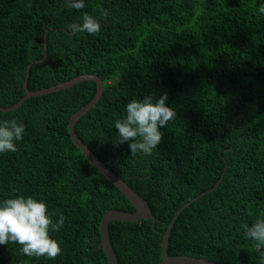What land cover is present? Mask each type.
Listing matches in <instances>:
<instances>
[{"label":"trees","instance_id":"1","mask_svg":"<svg viewBox=\"0 0 264 264\" xmlns=\"http://www.w3.org/2000/svg\"><path fill=\"white\" fill-rule=\"evenodd\" d=\"M84 3L77 10L65 0H0V107L24 95L23 82L35 91L95 74L101 96L74 132L154 217L153 228L151 219L109 223L118 264H158L172 215L215 183L177 215L167 253L264 264V245L241 228L264 219V0ZM84 12L100 21V31L72 35L67 26L82 22ZM165 92L176 118L161 129L157 149L133 155L127 142L117 144L115 121L126 104L147 95L155 102ZM94 93L87 80L0 111V121L25 125L17 151L0 153V203L32 196L54 222L65 217L50 231L62 249L55 259L26 256L9 242L0 245V264H108L100 219L108 210L134 209L68 134L70 116Z\"/></svg>","mask_w":264,"mask_h":264},{"label":"clouds","instance_id":"2","mask_svg":"<svg viewBox=\"0 0 264 264\" xmlns=\"http://www.w3.org/2000/svg\"><path fill=\"white\" fill-rule=\"evenodd\" d=\"M66 4L77 10L85 8L84 0H65ZM264 13V5L259 7ZM103 18L108 12L99 9ZM82 22L70 23L67 27L72 35L78 33L96 34L101 23L87 12L82 13ZM165 92L157 100L151 95L143 99H132L126 104V115L115 121L117 144L128 143L131 154L151 155L163 139V129L170 120L176 118V111L168 106ZM25 125L16 119L0 121V153L16 152L15 141L23 139ZM65 222L63 213L54 222L48 214L46 203L32 196H14L0 203V245L9 242L21 245L20 252L26 256L55 259L61 254L60 244L50 236V231H59ZM244 235L264 245V219L254 223H242Z\"/></svg>","mask_w":264,"mask_h":264},{"label":"water","instance_id":"3","mask_svg":"<svg viewBox=\"0 0 264 264\" xmlns=\"http://www.w3.org/2000/svg\"><path fill=\"white\" fill-rule=\"evenodd\" d=\"M45 54L46 53L44 52L42 59L45 58ZM28 68L29 65L27 66V70ZM87 80H90L95 84V93L85 105H83L70 116L67 124V129L72 143L80 150L82 155L87 159L91 166H93L106 180H108L119 192H121L123 196L130 202L134 209V211L132 212L108 210L102 215L98 225L101 249L105 255L108 264H118L116 255L112 249L109 239V223L111 221L134 222L139 219H151V226L153 228L154 217L149 209V206L147 205V202L141 196H139L125 181L118 177L108 166H106L85 144H83L74 132V125L77 120L85 113H87V111L92 108L99 100L103 90L102 80L95 74L85 73L75 76L69 80L59 82L50 87L35 91H29L27 89L26 82H23L24 95L10 107H0V111L15 109L26 98L37 97L44 94L52 93L61 89L68 88L78 82ZM216 184L217 183H215L212 188L201 192L194 198L183 203L172 215L165 231L161 233L162 240L160 244V260L158 264H217L210 262L206 258H197L190 255H169L167 253L169 232L177 215L182 211V209L186 208L190 202L194 201L206 192L212 191L216 187Z\"/></svg>","mask_w":264,"mask_h":264}]
</instances>
